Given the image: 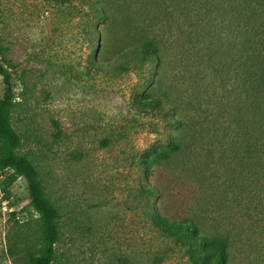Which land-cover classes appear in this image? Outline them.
Returning a JSON list of instances; mask_svg holds the SVG:
<instances>
[{
    "label": "rangeland",
    "instance_id": "1",
    "mask_svg": "<svg viewBox=\"0 0 264 264\" xmlns=\"http://www.w3.org/2000/svg\"><path fill=\"white\" fill-rule=\"evenodd\" d=\"M115 1L129 13L109 25L90 0H0L18 153L61 213L54 264H194V248L138 202L137 155L173 149L170 137L180 146L153 176L167 180L166 206L230 237V264H264V147L251 152L234 117L264 92V0ZM146 7L143 26L135 11ZM140 32L160 39L159 60L121 55L118 40ZM147 95L164 109L141 104ZM10 175L0 171V251L5 233H22L18 264H30L38 215L26 180Z\"/></svg>",
    "mask_w": 264,
    "mask_h": 264
},
{
    "label": "trees",
    "instance_id": "2",
    "mask_svg": "<svg viewBox=\"0 0 264 264\" xmlns=\"http://www.w3.org/2000/svg\"><path fill=\"white\" fill-rule=\"evenodd\" d=\"M92 4L93 7H97L99 16L105 18L109 25L118 24L119 12H123L124 16L129 13L125 3H117L115 0H90V5ZM148 11L147 7L135 11L143 26L147 24ZM126 22L125 19L124 23ZM118 41L124 50L121 55L143 59L148 64L161 58V41L155 35L140 32L132 37L126 35ZM0 78L5 86L4 94L0 97V171L12 172L8 177L10 182L20 177L26 180L29 204L38 215L41 249L39 253H28L30 264H54L56 245L60 239L61 213L47 195L37 167L28 157L18 153L21 136L12 124L15 94L12 88V75L3 55L0 57ZM139 101L157 111H162L165 107L164 102L154 95H147ZM234 117L237 126L244 131L250 151L259 153L264 147V92L255 90L239 101ZM169 144L173 149H168L169 146L162 148L157 145L149 149L152 156L147 153L148 151L137 155L135 160L138 169L137 196L141 213L162 234L175 233L184 237V242L190 244L198 253L194 264H230V237L204 234L183 210L181 213L166 206L167 199H171L167 180L161 178L162 176L153 179V176L155 171L171 159L172 154L180 146L177 137L174 139L170 137ZM28 242V238L22 233L15 237H11L9 232L5 233L4 244L0 251V259L3 262L0 264H18ZM208 255L213 256V259L208 258Z\"/></svg>",
    "mask_w": 264,
    "mask_h": 264
}]
</instances>
